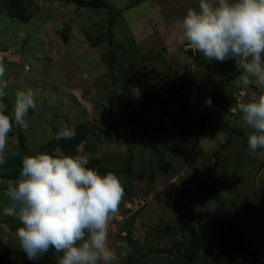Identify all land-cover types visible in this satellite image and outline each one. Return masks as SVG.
<instances>
[{"label": "rangeland", "instance_id": "374dc122", "mask_svg": "<svg viewBox=\"0 0 264 264\" xmlns=\"http://www.w3.org/2000/svg\"><path fill=\"white\" fill-rule=\"evenodd\" d=\"M23 1L34 10L29 22L8 14L15 0H0V67L8 109L15 93L28 88L37 108L26 116L29 128H21L27 151L9 134L0 209L12 204L8 188L17 178L6 176L19 174L20 160L48 151L65 125L84 122L89 160L102 157L119 177L129 163L110 240H126L133 251L118 264L129 257L131 264H164L174 257V244L187 242L189 234L180 229L187 221L203 233L206 247L207 239L236 224L264 264V150L251 151L229 126L249 131L231 108L264 88L252 84L241 97L233 61L209 63L180 45V21L197 0L134 6V0H106L111 7L98 9L66 0ZM202 182L217 184L222 197L206 201ZM20 226L17 217L0 214V237L7 240L0 241V264H13L8 252L20 247ZM169 226L177 233L166 234ZM207 263L232 264L217 255ZM197 264L206 263L200 258Z\"/></svg>", "mask_w": 264, "mask_h": 264}, {"label": "clouds", "instance_id": "9594fccd", "mask_svg": "<svg viewBox=\"0 0 264 264\" xmlns=\"http://www.w3.org/2000/svg\"><path fill=\"white\" fill-rule=\"evenodd\" d=\"M180 21V45L209 62L233 61L240 75L235 83L241 97L255 84L264 88V0H197ZM0 67V165L13 127L29 128L26 116L37 103L32 89L18 90L12 113L5 103L8 87ZM206 104L211 107L212 100ZM249 130L251 151L264 150V94L239 101L231 108ZM75 128L65 125L55 139H74ZM83 145L76 154L59 146L51 152L25 155L18 179L9 185L11 206L0 214L17 217L16 238L29 261L39 264L54 250L57 264H118L132 253L126 240L114 245L110 223L125 195L121 178L90 167ZM0 241L7 240L0 237Z\"/></svg>", "mask_w": 264, "mask_h": 264}, {"label": "trees", "instance_id": "16d2710c", "mask_svg": "<svg viewBox=\"0 0 264 264\" xmlns=\"http://www.w3.org/2000/svg\"><path fill=\"white\" fill-rule=\"evenodd\" d=\"M31 1L33 0H29V3H31ZM138 1L139 0H134V2H132L130 5L134 6L138 3ZM66 2L75 3L78 8L87 7L98 9L111 7L106 0H66ZM13 5V7L9 6L8 8V14L10 16L17 17L26 22L31 20L34 10H29V8L25 6L23 0H15ZM122 12V10H116L117 15H121ZM108 31L111 32V27H109ZM111 53H113L112 50ZM111 62L113 63V59ZM5 101H7V96L5 97ZM165 111L169 113L167 110ZM8 112L9 114L12 113L9 109ZM171 116L176 118L175 115ZM229 126L232 129L233 134L244 138L245 143L248 145L247 133L238 130L233 124H229ZM75 130L77 135L74 139H61L59 141L56 139L52 140V147L48 150V152H51L53 149L59 146L66 154H76L77 145L86 142L90 134V130L87 124L84 122L77 124ZM10 135L17 136L20 149L24 152L27 151L26 136L21 128L14 126ZM20 162L22 161L20 160ZM102 162V157L95 156L91 158L89 166L98 169L101 173L113 172L118 175L119 171L117 172L114 168H108ZM127 165H129V163L124 165L126 171H124L123 175H120L121 179L122 176L125 177V175L129 173L126 169V167H128ZM18 176L19 174H8L6 177L18 179ZM201 189L204 192L205 200L208 202L219 200L222 197L221 190L215 183L202 182ZM180 229L181 231L188 233L189 238L187 242H178L174 244L176 253L172 259L167 260L164 264H197L200 258H203L205 263L208 264L207 258L210 255H217L220 258L228 257V260L232 264H262L258 259V254L253 252L248 247L245 234L236 224L229 225L226 230H223L219 234L212 236V238L207 239V247L205 245L204 239L202 238L203 233L198 231L197 226L193 221H187L181 225ZM166 230V234L168 231H173L174 233H177L178 231L176 228H171L170 226ZM164 251L173 252L172 249H165ZM8 254H12L14 256L13 264H34L33 261H29L27 259V256L23 253L20 247L13 248L8 252ZM131 261L132 258L129 257L125 264H131ZM39 264H57L54 250H50L49 253L43 256Z\"/></svg>", "mask_w": 264, "mask_h": 264}]
</instances>
